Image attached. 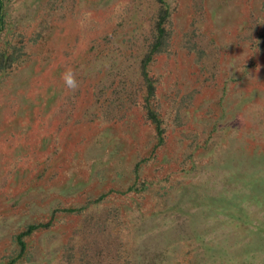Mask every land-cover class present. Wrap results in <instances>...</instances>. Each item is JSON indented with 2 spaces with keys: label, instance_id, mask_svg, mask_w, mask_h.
Returning <instances> with one entry per match:
<instances>
[{
  "label": "rangeland",
  "instance_id": "rangeland-1",
  "mask_svg": "<svg viewBox=\"0 0 264 264\" xmlns=\"http://www.w3.org/2000/svg\"><path fill=\"white\" fill-rule=\"evenodd\" d=\"M1 3L0 264H264V0Z\"/></svg>",
  "mask_w": 264,
  "mask_h": 264
},
{
  "label": "trees",
  "instance_id": "trees-1",
  "mask_svg": "<svg viewBox=\"0 0 264 264\" xmlns=\"http://www.w3.org/2000/svg\"><path fill=\"white\" fill-rule=\"evenodd\" d=\"M1 11H2V3H1V0H0V14H1ZM0 21H1V16H0ZM163 34H164V29L162 28V27H160V25L158 26V28L156 29V33H155V38H156V40H155V44H154V46L152 47V49L153 50H155V51H159V49H157V48H159V44H160V42H159V40L161 39H163L162 37H163ZM36 229V227H34V226H31V227H29L28 228V230L26 231V233L25 234H21V235H19L18 237H17V240H18V242H19V245H20V247L23 249L24 248V243L22 242V237L24 236V235H26V234H30L32 231H34Z\"/></svg>",
  "mask_w": 264,
  "mask_h": 264
},
{
  "label": "clouds",
  "instance_id": "clouds-1",
  "mask_svg": "<svg viewBox=\"0 0 264 264\" xmlns=\"http://www.w3.org/2000/svg\"><path fill=\"white\" fill-rule=\"evenodd\" d=\"M257 71H259V68L257 69ZM61 79L64 82V85L67 89L72 90L73 92H75L78 87H79V83L76 79V75L74 73V71L72 69H67L63 74Z\"/></svg>",
  "mask_w": 264,
  "mask_h": 264
}]
</instances>
